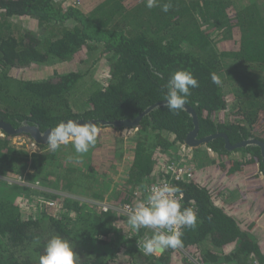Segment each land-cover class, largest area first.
Listing matches in <instances>:
<instances>
[{
	"label": "trees",
	"instance_id": "16d2710c",
	"mask_svg": "<svg viewBox=\"0 0 264 264\" xmlns=\"http://www.w3.org/2000/svg\"><path fill=\"white\" fill-rule=\"evenodd\" d=\"M168 2L165 13L148 9L145 0H0V119L41 130L70 118L134 119L165 100L171 73L188 69L199 80L187 103L197 113V137L224 133L231 145L264 142V0H159ZM61 62L74 69L51 68ZM226 110L230 120H218ZM97 126L96 145L76 160L62 153L68 147L76 155L71 143L56 152L47 143L28 150L0 131V264H38L56 234L74 244L79 264H264L258 145L230 150L224 137L211 139L192 149L191 176L174 181L168 165L180 158V144L193 129L185 109L173 114L160 104L144 114L126 137L128 152L125 139L115 135L121 127ZM121 164L127 168L120 184L85 180ZM25 175L48 190L30 188L24 202L10 200L27 187L7 179ZM165 180L179 187L184 207H194L198 220L194 229H183L182 248L158 255L145 256L138 247L152 230L133 231L125 213L74 197L131 206L146 197L144 186ZM37 193L41 202H35Z\"/></svg>",
	"mask_w": 264,
	"mask_h": 264
},
{
	"label": "clouds",
	"instance_id": "9594fccd",
	"mask_svg": "<svg viewBox=\"0 0 264 264\" xmlns=\"http://www.w3.org/2000/svg\"><path fill=\"white\" fill-rule=\"evenodd\" d=\"M148 9L161 7L165 13L172 7L171 2L160 4L159 0H145ZM157 79L163 74L153 71ZM212 82L219 85L220 79L213 73ZM164 87L167 89L164 106L173 114L185 109L191 89L199 87V80L188 69H179L170 74ZM100 132L97 124L90 120L60 121L47 134L46 143L50 152H56L62 145L71 143L78 154H85L97 143ZM183 192L179 187L167 182L156 184L147 189L144 199L126 206L127 223L133 231L141 228L152 230L145 235L142 251L145 256L158 255L163 250L179 249L184 246V228L194 229L197 225L198 212L194 207L182 205ZM39 244V237L34 238ZM140 247V245H138ZM80 257L74 251V244L56 234L50 236L44 251L38 258V264H79Z\"/></svg>",
	"mask_w": 264,
	"mask_h": 264
},
{
	"label": "rangeland",
	"instance_id": "374dc122",
	"mask_svg": "<svg viewBox=\"0 0 264 264\" xmlns=\"http://www.w3.org/2000/svg\"><path fill=\"white\" fill-rule=\"evenodd\" d=\"M65 1V3L66 4H69L70 3V1L71 0H64ZM20 21H22V25L23 26H26V25H28V27H29V25H31V23H30V21L28 20V19H23V18H21L20 19ZM55 65H57V66H54V67H51V68H55L56 70H61L62 69V71L61 72H65V71H67V70H69V69H74V66H73V64L72 63H70V64H65L64 62H61V63H57V64H55ZM43 67V66H42ZM81 67V66H80ZM53 69H51L50 70V72L52 71ZM46 74L44 75V74H42V75H39L38 77L40 78V79H42V78H46ZM35 78H37L36 76H35ZM38 79V78H37ZM75 102H76V104H78V103H81V101H82V98H81V96H80V94H77L76 96H75ZM228 101H227V106H229L230 105V103H231V100H230V98H228L227 99ZM231 106V105H230ZM229 106V107H230ZM231 110V109H230ZM230 110H226L225 112H224V114H221L219 117H217V119L219 120L220 118H221V116L222 117H224L223 118V121H229L230 120V113H231V111ZM131 132H133L132 131V129L131 130H127V131H125L124 132V135L121 133V130H117L116 132H115V135H117L118 137H122L123 139H125L124 141H125V145H126V147H127V149L125 150V151H127L128 152V149L130 148L129 147V145H131V142L129 141V139H126V137L127 136H129V134L131 133ZM100 133V132H99ZM0 135H2L1 134V132H0ZM12 143L15 145V146H18V147H21V146H24V147H26L28 150H35V149H37L38 148V146L36 145V143H34V142H29V140L27 139V138H25V137H22V136H14L13 138H12ZM201 146H203V145H201ZM201 146H199V147H201ZM70 147V146H69ZM198 148V147H197ZM63 154H64V156L66 157V160H76V158H77V155H78V153H76V155H73L71 152H69V148L67 147L66 148V150H64L63 152H62ZM211 153V157L212 158H216L217 156H216V154L213 152V151H211L210 152ZM234 155L235 156H239V153H234ZM190 158H192V156L190 157ZM77 159H79V158H77ZM192 160H193V158H192ZM186 161H188L187 160V158H186ZM189 162V161H188ZM121 167H120V169H118V170H116V169H114V171H111V170H109L106 174H105V176H103V177H97V178H95V179H90V178H86L85 180L89 183V182H92V184H94V185H96V183L97 182H100V184L101 183H104V184H109L110 185V187L112 186L111 184H114L115 185V183H121L122 182V173L125 171V169L127 168V165L126 164H121L120 165ZM256 175L257 176H261L260 175V173L258 172V171H256ZM1 180H3V179H1ZM37 181V179L36 178H31L30 176H22L21 178H8L7 179V181H6V183L8 184V185H12L13 184V182H16V183H18L19 185H23V186H25V187H27V188H25L22 192H18V193H16L15 195H9V199L11 200V199H14V200H17V201H19V202H24L25 201V199L30 195V192H31V190H30V188H33V189H38V190H48V188L45 186V185H42V184H40V183H38V182H36ZM87 182H85V183H87ZM98 186V185H97ZM99 187V186H98ZM29 188V189H28ZM99 188H101L102 190L100 191V192H103L104 193V191H105V188L104 187H99ZM98 191V190H97ZM72 196H73V194H71ZM75 195V194H74ZM74 197H80V198H82L84 201H86V202H89V203H95V202H98V203H101V201H96V200H93V199H91V198H86V197H83V196H79V195H75ZM35 198H36V201L35 202H41V200H42V196L40 195H38V193L35 195ZM128 224V223H127ZM144 238H145V236L141 239V241L140 242H138V245H140V249H142V243H143V240H144ZM92 246V245H91ZM104 248H106L105 246H103ZM90 248V250H92V251H94V249H92V247H89ZM182 251V253H184L186 256H188L189 258H191V256H190V254H188L185 250H181Z\"/></svg>",
	"mask_w": 264,
	"mask_h": 264
},
{
	"label": "water",
	"instance_id": "95a60500",
	"mask_svg": "<svg viewBox=\"0 0 264 264\" xmlns=\"http://www.w3.org/2000/svg\"><path fill=\"white\" fill-rule=\"evenodd\" d=\"M164 103H165V100L155 102L154 104L148 106L142 113H140L134 119H119V120H113V121L104 120V119H83V118H79V119L70 118V119L80 120L81 123L84 120H90V121L95 122L96 124H99L100 126L112 125L114 127L133 128L134 126L137 125L138 121L141 119V117L144 114L149 112L154 107L159 106L160 104H164ZM185 110L192 116V121H193V129L190 130L189 135L187 136V138L185 137L184 139V144L187 145L188 147L197 148L201 145L207 144L213 138L222 136L225 138V147L230 150L239 148L242 146H246L249 144L258 145L260 147L262 161L264 162V142L256 138H249L247 140L240 141L233 145L229 143L228 137L224 133H216V134H212V135H208V136L196 139V135H197L198 128H199L197 113L195 112L194 108L188 104L185 105ZM67 120L69 119H66L64 121H67ZM50 129L51 127L41 130L38 125L29 124L26 121H23L21 125L14 127L9 122H6L0 119V131H3L10 135H16V134H21V133L29 134L31 138L33 139L34 143L36 144H46L47 134L50 131Z\"/></svg>",
	"mask_w": 264,
	"mask_h": 264
},
{
	"label": "built area",
	"instance_id": "2783aa9c",
	"mask_svg": "<svg viewBox=\"0 0 264 264\" xmlns=\"http://www.w3.org/2000/svg\"><path fill=\"white\" fill-rule=\"evenodd\" d=\"M134 130V128H122L121 133L124 135V132L127 130ZM190 148V147H189ZM186 146L184 143L180 144V149H181V155L179 156L180 158L177 161H173L171 164L168 165V170L169 173L171 174V178L174 181H178L184 178H189L191 176V169H189L186 165L189 163L188 161L186 162V158L189 159L192 156L191 150ZM210 151V149H208ZM211 152V151H210ZM163 182H167L171 185L170 180H165V181H156L152 182L142 188V192H144L147 195V189L150 188L153 185L160 184ZM142 200V199H141ZM101 205L104 209L106 208H113L119 212L125 213L127 215V209L126 206H130L129 204H123V205H111L107 203L101 202ZM182 205L183 200H182Z\"/></svg>",
	"mask_w": 264,
	"mask_h": 264
},
{
	"label": "flooded vegetation",
	"instance_id": "af4514ba",
	"mask_svg": "<svg viewBox=\"0 0 264 264\" xmlns=\"http://www.w3.org/2000/svg\"><path fill=\"white\" fill-rule=\"evenodd\" d=\"M190 132V131H189ZM189 132L186 134V138H187V136L189 135ZM22 134V133H21ZM13 136H20V134H16V135H13ZM199 137H197V135H196V139H198ZM214 139V138H213ZM204 145H206V144H204ZM187 146V145H186ZM189 148V147H188ZM190 150H191V152H192V149L193 148H189Z\"/></svg>",
	"mask_w": 264,
	"mask_h": 264
}]
</instances>
